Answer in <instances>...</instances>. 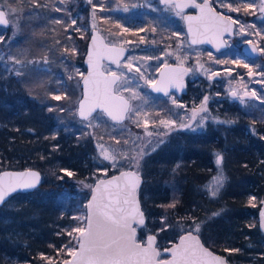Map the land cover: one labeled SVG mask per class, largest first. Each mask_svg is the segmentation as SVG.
<instances>
[{"label":"trees","instance_id":"obj_1","mask_svg":"<svg viewBox=\"0 0 264 264\" xmlns=\"http://www.w3.org/2000/svg\"><path fill=\"white\" fill-rule=\"evenodd\" d=\"M16 1L22 4L21 31L14 35L9 28L0 39V173L34 168L45 180L34 192L16 193L0 207V264H48L42 256L60 264L71 257L68 249L77 244L68 232L80 224L78 212L86 210L92 175L111 167L101 157L99 142L108 143L106 138L123 142L126 136L133 140L139 130L133 126L122 136L116 126H125L128 120L117 125L103 113L99 114L104 121L97 127L87 126L89 120L78 118L81 78L70 79V75L77 67L86 70L84 59L91 32L79 35L74 26L69 27L70 18L84 16L87 24L92 8L102 3L107 17L101 19L98 28L110 43H114L112 36L142 38L137 29L143 26L144 35L149 33L147 43L163 46L161 52L176 41L175 29L183 27L175 20L168 21L163 13L159 17L147 13L140 0H93V5L88 0ZM156 5L162 8L159 2ZM118 7L125 12L117 11ZM15 50H24L23 60L46 57L54 64L51 69L34 64L18 68L20 75L13 70L6 72L2 53ZM57 87L63 89L61 92L71 87V92L67 89L66 98L53 100L50 95ZM163 105L158 112L170 109ZM219 115L223 122L214 128L210 122L202 132L185 129L166 139L170 153L161 155L165 163L171 167L178 159L184 163L174 174L170 167L158 171L161 163L154 160L150 173L144 174L145 188L154 184L159 192L147 199L140 194L147 222L138 228L139 236L162 228L158 239L163 249L182 234L195 232L191 227L194 218L200 224L195 233L230 263L264 264V235L258 224L264 198V100L240 107L222 106ZM217 154H222L225 162L227 181L212 201L206 184L217 165ZM63 170L74 175L68 177ZM172 204L175 207H169ZM165 215L169 218L162 223Z\"/></svg>","mask_w":264,"mask_h":264},{"label":"rangeland","instance_id":"obj_2","mask_svg":"<svg viewBox=\"0 0 264 264\" xmlns=\"http://www.w3.org/2000/svg\"><path fill=\"white\" fill-rule=\"evenodd\" d=\"M140 1L142 2L140 5H143V8L147 10V13L154 12V15H157V17L163 13L165 17L167 16L166 19L168 21L171 19L178 23L180 22V17L175 15V11L172 7L162 4L161 8L156 5V2L160 3L159 0ZM16 2L17 3H15L14 0H0V6L7 12L8 18L10 20L9 28L12 29L11 31L14 35H18L19 30L21 31L22 18L20 13L22 12V4L19 1ZM87 2H89V0ZM211 2L213 6L220 12L237 21L235 37L233 39H227L229 45L228 49L220 54L213 53L206 46L190 45L185 32L175 33L173 41L175 39L176 41L170 47H166L164 45L165 48L163 52H161V48H163V46H155L153 44L147 43L148 40L146 37H148L149 33L147 32V34L144 35L146 30L142 26L137 29V33H142L143 37L138 40L125 38L122 36H112L111 42L126 45L130 50H132V53L122 63L119 69H116L110 65L105 66V70L107 72L115 71L119 74H122L124 78L123 82L118 83L119 87L116 86V91L127 96L131 100V110L129 112L130 114L128 116V122L126 123L127 125L116 126V132H119L122 136H124L126 132L130 131L131 127L133 126L139 130L137 131L136 135L134 133L133 140H130V138L126 136L127 139H125L123 142H121V139L119 138L112 140L106 138V142L108 143L99 142V152L101 153L102 159H104V153L108 154L110 157L115 156L116 159L114 161L106 160L111 163V167L98 169V171L92 175L93 185L100 178H105L115 174H110L112 171L117 173L121 170L133 169L142 176H144L146 173L149 174L151 168L154 167V160H156L158 163L160 161L161 163L158 166L160 167L158 171L165 170L166 168L169 170L170 167V169L173 170L175 174L177 168L184 163V160H176L174 167H171L165 163L161 155L163 156L164 152L166 155L170 153L167 151L168 147L166 148L164 144L168 136L170 137L171 135L185 129L192 132H202L206 129L210 122L214 128V126L217 125L216 123H222L219 122L222 121V116L219 115V111L221 110L222 106H225V108L240 107L242 105L249 104L256 99L264 100V52L261 51V49L264 48V38H262L264 37V12L260 11L262 1L211 0ZM226 3H231L233 6H239L241 7V10L239 12H231L227 9V7L223 6ZM90 4L93 5V0H91ZM244 4H251L253 7L249 9L248 12H245L242 9ZM122 6L124 7L125 4ZM12 9H15V11H11ZM118 9L119 10L117 11H121V13L123 11L125 12V10H121L119 7ZM135 10L138 11V7L135 8ZM99 14H101V16ZM106 14L107 13L101 3L100 5L96 7L94 6L92 8L90 17L87 20V24L84 23V16H75L70 18L71 22L69 27L71 28L74 26V30L77 31V33L81 36H83L86 31L92 33L93 29H99L98 26L100 21L101 19L107 17L105 16ZM126 15L130 16L131 14L127 13ZM73 21H75V23H73ZM9 28H3L4 30H0V39H2L7 34L6 31ZM241 28H243L244 31H241ZM257 33H259V35H257ZM111 35L113 34L111 33ZM248 41L254 42L260 47L261 55L259 58L251 60L240 54L239 51H241L242 45ZM153 42H155V40H153ZM23 52L24 50H15L11 53H2L3 56H6L4 59V68L6 72H10L12 70L17 72L19 71L18 68L23 69L28 66L34 67L33 64L37 65L38 68L51 69V65L54 64L51 59L46 57L41 58L35 56V58L31 60H23V58H20L24 56ZM167 58L171 59V61H176V63L186 65L189 68V71L183 76V78L185 80L187 79L192 85L193 92L189 101L184 98L179 99L175 94L165 97L162 95H157L150 90L151 84L148 83V81L155 82L158 76V71L164 64H166L165 61H167ZM217 61H223V63H218ZM237 61L239 63H237ZM129 62H131L133 66L132 70L124 67V65ZM242 64H247L249 68L252 69V76L248 75V68L242 67ZM137 68H139L140 71H136ZM85 72V69L83 70L82 68L77 67L73 69L70 75V79L71 76H76L75 79L81 78L79 82L81 96V80ZM213 73L218 74L213 75ZM209 77H211V79H209ZM67 89H69V92H71V87L66 88L64 92H61L63 89L60 90V88L57 87L56 90L52 92L50 97H52V95H60L62 97L61 99H64L67 95ZM201 90L203 91L204 95H197ZM233 91L237 93V96L234 97L231 95V92ZM133 93H135V96H133ZM245 93H247V95H245ZM204 97H208L207 103L204 105L207 111H197L195 113V117L193 118V110L199 109L201 107V104L204 103ZM164 100L167 101V104H164L165 106L162 104ZM173 101H175V103ZM212 102H215L213 104L215 107H213ZM162 105L164 106L163 108H168L170 106V109L166 112H158ZM180 105H183V107H180ZM161 120L174 121L175 123L161 124ZM102 121H104V118L98 113L89 119L87 126L97 127ZM145 122H147V128L144 126ZM181 125H185V127H181ZM148 132H151L152 135H148ZM212 170L213 173L210 180L206 184V188L211 192V195L212 191H216V196L212 195V201H215L217 199V195L220 194L224 189L227 181L225 162L221 160V163L217 164ZM165 187L166 189L170 190L169 185H165ZM158 192L159 188L156 185L150 184L145 188L143 181V185L139 193L144 194L145 199H147L153 195H157ZM87 202L84 203L86 208L85 212H83V210L78 212L77 217L80 219H77L76 217L78 220L77 223L80 222V224L74 226L73 228L84 226L86 224V221L83 220V217L87 213ZM8 206L9 205H7V207ZM167 213L168 212H166V214ZM168 218V215H165V217L161 218V222L164 223ZM192 220L195 219L192 218ZM82 221H84V225H82ZM209 221L210 220H208L207 223H209ZM195 222L198 223L199 221L195 220ZM145 226L146 224L143 227ZM162 226L164 228L168 227V225ZM161 230L162 228L154 231L147 230L143 237L139 236L138 231V238L141 241H145L147 236L150 234H156L157 237H159L158 235ZM71 237L75 239L77 243L78 234L73 232ZM175 242V240L169 241L166 243V245H164V247L168 248ZM77 245L78 243L76 246ZM76 246L71 247V249H76ZM162 258L167 257L162 255ZM49 259L52 260L51 257ZM53 261L54 260H52V264H56Z\"/></svg>","mask_w":264,"mask_h":264},{"label":"snow or ice","instance_id":"obj_3","mask_svg":"<svg viewBox=\"0 0 264 264\" xmlns=\"http://www.w3.org/2000/svg\"><path fill=\"white\" fill-rule=\"evenodd\" d=\"M91 3V0H89ZM192 7L199 8L201 11V17L196 18L205 22V29L207 32L211 33V36L207 40L209 43L214 42V38L221 37L224 33L231 31V25L236 24L237 21L231 19L226 15H222L213 10V8L208 4L207 0L203 3H195L192 0L190 4ZM231 12H239L241 7L233 6L231 3H226L223 5ZM253 6L251 4H244L242 6L243 11L248 12ZM11 11H15L12 9ZM261 12H264V0H262V6L260 8ZM7 13L0 10V25L7 26L9 20L6 19ZM190 20L193 18H189ZM59 23V21H57ZM75 23V21H73ZM127 31V29H125ZM241 31H244L241 28ZM189 32L192 33V43H203L206 42L199 35L200 29L197 28L193 31L191 25H189ZM247 34V33H245ZM259 35V33H257ZM264 38V37H262ZM248 43H252L248 41ZM255 51V46L253 47ZM217 51H219V46H217ZM264 52V48L261 49ZM112 53V62L120 65L121 51L115 46L109 49ZM90 65L93 69L89 73V76L97 74L98 65L92 63V56L89 55ZM218 63H223V61H217ZM237 63H239L237 61ZM242 67L248 68V75L252 76V69L249 68L247 64H242ZM125 68L132 70L131 62L124 65ZM136 71H140L139 68ZM187 71V69H185ZM20 75V72L16 73ZM218 73H213L217 75ZM110 79L105 80V88L103 95L100 94L98 89H93L91 97L86 96L85 103H88V110L85 111V103L80 105V116L84 119L88 118L92 108L97 106H102L108 115L112 117L113 120H123L124 114L131 109L129 108L128 102L126 100H120L119 97H114L111 95V89L113 86L119 87L118 82H123L122 74L115 71L109 73ZM211 79V77H209ZM89 81L85 80V85L87 87ZM153 87H155V82L148 81ZM161 88H156V91H161ZM167 95V91L165 90ZM232 96H237L235 91L231 92ZM247 95V93H245ZM135 96V93H133ZM53 100H60L62 97L60 95H52ZM208 97H204V103L201 104L199 109L193 110V118L197 111H207L205 104L207 103ZM113 100H119V105L113 110L111 107V102ZM175 103V101H173ZM183 107V105H180ZM49 111L52 110L51 107L48 108ZM203 122V118H202ZM223 122V121H219ZM161 124H174V121H160ZM145 128H147V122H145ZM202 126V124H201ZM185 127V125H181ZM152 135L151 132L147 133ZM105 160H115V156H109L104 153ZM222 157L217 154V164H220ZM138 163V161H137ZM65 175L72 177L74 173L72 171L63 170ZM6 177H15V179H10L7 182L0 177V203L5 200V196L16 191L17 188H34L39 180V175L35 172L29 173H8L5 172ZM63 179V177H60ZM115 181L116 188L118 189L117 199L113 200L112 195L109 192V187L113 185ZM101 184L105 185L101 188ZM139 185V176L132 171L121 172L119 177H115L113 180L101 181L93 189V195L91 201L86 205L88 211L84 215L83 220L86 221L84 226L75 227L68 232L71 236L73 232L78 234L77 243L79 244L78 251L76 249H68V255L74 257L71 261H65L64 264H152L153 259L158 253L152 247L154 242V237H148V243L146 247H142L141 244L136 240V227L134 225L144 224V215L136 202L135 193ZM85 187L89 185L85 184ZM212 195H216V191H212ZM169 207H175V204L169 205ZM261 216L264 217V212H261ZM77 219H80L77 217ZM195 232H199L200 224L193 220L191 225ZM226 251H238L236 249H226ZM42 259H47L48 264H52V260L47 257L42 256ZM165 264H226L225 260L219 256H213L211 252H208L196 238V236L190 232L188 235L183 236L180 240V244L176 245L172 249V260L166 261Z\"/></svg>","mask_w":264,"mask_h":264},{"label":"water","instance_id":"obj_4","mask_svg":"<svg viewBox=\"0 0 264 264\" xmlns=\"http://www.w3.org/2000/svg\"><path fill=\"white\" fill-rule=\"evenodd\" d=\"M160 2L162 4L174 5L175 9L177 11H186L189 7H192V6H190V4L192 3V0H160ZM203 2H204V0H195V3H203ZM207 2L213 8L214 11H216L219 14L225 15L213 6L211 0H207ZM193 8L196 10V12L187 13L184 16L185 30H186V33L188 36V43L190 45H193V46H206L211 51H213L214 53H222L225 50H227V48H228L227 38H233L235 36L236 24L231 25V31L230 32L224 33L221 37L214 38V42L209 43V42H207V40L211 36V33L206 31L204 21H202L200 19H196V18L201 17V11L199 8H196V7H193ZM0 10L5 11L1 7H0ZM226 16H228V15H226ZM190 17L193 19L190 20L189 19ZM6 19L9 20L8 15L6 16ZM189 25L192 26L194 32L196 31L197 28H199L200 29L199 35L206 42L193 44L192 43V33L189 32ZM0 26L3 28H9L10 27V20H9V24L7 26H5V25H0ZM113 46H115L117 49H119L122 53V55L120 56V65L119 66H117V64L113 63L112 59L110 58L112 53L109 52V49L112 48ZM217 46H219V51H217ZM254 46H255V51L253 50ZM242 50H243V53L245 54V56L250 58V59H255L260 55L259 48H258L257 44L254 42L246 43L243 46ZM90 54L92 56V63H95L98 65L97 74H95L91 77L89 76V73L92 72L93 69H92V67L90 65V61H89V55ZM128 55H129V49L126 46H124L122 44L109 43L107 41L106 37L100 31V29L95 28L92 30V33L90 35V39L88 42L87 53H86L85 59H84L86 72H85V74L81 80L82 96L78 101V108H77V115H78V118L80 120L87 121V120L91 119L92 117H94L97 113H104L107 116V118L115 124H123L127 120L128 114L130 111H128L124 114L123 120H113L112 117L108 115V112L105 111V108L102 106H97V107L92 108L90 114L88 115V118L84 119L80 116V105H81V103H85L86 96L91 97L93 89H98L100 94L103 95L104 88H105V80L110 79V77H109L110 72H107L105 70V68H104L105 64L112 65L116 69H119L121 67L122 62L128 57ZM185 69H187V71H185ZM187 72H188V67L186 65L176 64V63L166 64L159 69L157 79L155 80V87L150 85V90L153 93L160 94V95L165 96V97L170 96L172 93H175L177 95V97L179 99H181L184 95H187L189 93L188 82H187V80L182 79V76L185 75V73H187ZM85 80L89 81L87 87L85 85ZM156 88H161L162 90L156 91ZM165 90L167 91V95L165 94ZM111 95L114 97H119L120 100H126L128 102L129 108L131 109V100L127 96H125L121 93H118L116 91V86L112 87ZM119 102H120L119 100H113L111 102V107L113 108V110H115V108L119 105ZM88 106H89L88 103H85V111L86 112L88 110ZM125 171L135 172L139 176V185L136 189L135 198H136L137 204L139 205L140 210L142 211V213L144 215V221L145 222L143 225H139V224L134 225V227H136V240L141 244L142 247H146L147 243H148V237L153 236L154 242H153L152 247L155 249V251L158 253V255L154 257L152 264H165L166 261L172 260V249L176 245L180 244V240L183 236L188 235L192 231H189L187 233L182 234L175 243L170 245L168 248H165L163 251L159 247L158 237L156 234H150L149 236H147L145 241H140L138 239V227H143L147 221L146 212L143 208L140 193H139L140 189L143 185V181H144L143 176L140 173H138L137 171H135L133 169H126V170H121V171H119L113 175L108 176V177L100 178L93 185L91 195L88 199L87 204L91 201V197L93 195V189L95 188V186L97 184H100L101 181L113 180L115 177H119L121 172H125ZM5 172L14 173V174L35 172L39 175V180L36 183V186L34 188H27V189L17 188L16 191L8 193L5 196V200L2 203H0V207L4 206L10 200L12 195L19 193V192H34L36 189L41 187L43 182H44L43 174L39 170L34 169V168H25V169H20V170L6 169V170L2 171L0 173V177H2L5 182H7L10 179H15V177H6V176H4ZM104 187H105V185L101 184V188H104ZM108 187H109V192L112 195V199L113 200L117 199L118 189L116 188L115 181H114L113 185L108 186ZM87 211H88V209H87ZM261 212H264V198L262 200V203H261V206H260V209L258 212L259 228L264 235V217L261 216ZM192 233L199 240L200 244L208 252H211L213 256H219L220 258L225 260L226 264H232L228 261L226 256H224L220 253H217V252L213 251L210 247H208L204 243V241L202 240V238L199 234H197L195 232H192ZM78 249H79V244L77 245L76 250L78 251ZM162 253L167 258H161ZM73 259H74V257H71L70 259H68L66 261H71ZM64 262L65 261L61 262L60 264H64Z\"/></svg>","mask_w":264,"mask_h":264},{"label":"flooded vegetation","instance_id":"obj_5","mask_svg":"<svg viewBox=\"0 0 264 264\" xmlns=\"http://www.w3.org/2000/svg\"><path fill=\"white\" fill-rule=\"evenodd\" d=\"M160 1V0H159ZM262 1V0H261ZM139 2H141V1H139ZM161 3V2H160ZM161 5H162V3H161ZM164 5H168L169 7H172L173 9H174V11H175V15H178L179 17H180V25L183 27V28H181V29H175V32H174V34L175 33H177V32H185L186 33V30H185V23H184V16H185V14H187V13H194V12H196V10L193 8V7H189L186 11H177L176 9H175V6L174 5H170V4H164ZM230 17V16H229ZM231 18V17H230ZM143 27V26H142ZM104 35V34H103ZM186 35H187V33H186ZM105 36V35H104ZM235 37V36H234ZM233 37V38H234ZM187 38H188V36H187ZM233 38H231V39H233ZM107 39V38H106ZM228 39V38H227ZM107 41H108V39H107ZM109 42V41H108ZM110 43V42H109ZM248 43V42H247ZM114 44H118V43H114ZM246 44V43H245ZM244 44V45H245ZM123 45V44H122ZM244 45H242V47H241V51H239L240 52V54H242L244 57H246L245 56V54L243 53V50H242V48H243V46ZM124 46H126V45H124ZM229 46V45H228ZM258 46V45H257ZM128 49H129V47L128 46H126ZM208 48V47H207ZM258 48H259V51H260V47L258 46ZM228 49V48H227ZM226 51V50H225ZM213 52V51H212ZM132 53V50H130L129 49V55ZM214 53V52H213ZM215 54H220V53H215ZM128 55V56H129ZM260 55H261V52H260ZM260 55L257 57V58H259L260 57ZM128 58V57H127ZM126 58V59H127ZM246 58H248V57H246ZM257 58H255V59H257ZM125 59V60H126ZM248 59H250V58H248ZM124 60V61H125ZM251 60H254V59H251ZM123 61V62H124ZM122 62V63H123ZM170 63H176V62H170ZM166 64H169V63H166ZM166 64H164V65H166ZM176 64H179V63H176ZM106 65H108V64H105V66ZM122 65V64H121ZM163 65V66H164ZM105 66H104V68H105ZM110 66H112V65H110ZM114 67V66H113ZM188 71H189V68H188ZM186 74V73H185ZM184 76V75H183ZM183 76H182V79H184L183 78ZM187 80V79H186ZM187 82H188V89H189V93L187 94V95H184L181 99H186L187 101H189L190 99H191V97H192V92H193V90H192V85H191V83L187 80ZM120 83V82H119ZM172 94H175V93H172ZM171 94V95H172ZM203 94V91L201 90L197 95H199V96H201ZM157 95H160V94H157ZM176 95V94H175ZM204 95V94H203ZM215 102H212V105L214 104ZM213 107H215V105H213Z\"/></svg>","mask_w":264,"mask_h":264},{"label":"bare ground","instance_id":"obj_6","mask_svg":"<svg viewBox=\"0 0 264 264\" xmlns=\"http://www.w3.org/2000/svg\"><path fill=\"white\" fill-rule=\"evenodd\" d=\"M187 233V232H186ZM198 234V233H197ZM139 239V238H138ZM140 240V239H139ZM141 241V240H140Z\"/></svg>","mask_w":264,"mask_h":264}]
</instances>
